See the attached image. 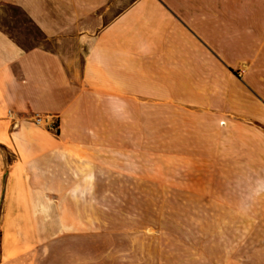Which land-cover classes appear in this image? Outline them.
<instances>
[{"label":"crops","instance_id":"crops-1","mask_svg":"<svg viewBox=\"0 0 264 264\" xmlns=\"http://www.w3.org/2000/svg\"><path fill=\"white\" fill-rule=\"evenodd\" d=\"M0 12V264H96L95 203L124 200L111 187L155 190L157 155L164 169H264L250 142L264 122V0H0Z\"/></svg>","mask_w":264,"mask_h":264},{"label":"rangeland","instance_id":"rangeland-1","mask_svg":"<svg viewBox=\"0 0 264 264\" xmlns=\"http://www.w3.org/2000/svg\"><path fill=\"white\" fill-rule=\"evenodd\" d=\"M12 26L21 41L33 35L32 27L18 12ZM252 124L258 130L252 132L250 142L263 150L259 129L264 130V122ZM158 159L163 155H157L155 190L125 186L117 191L111 187L119 194L115 197L124 200L95 203L94 209L105 212L91 219L93 263L264 262V169H231V162L164 169ZM187 161L184 165L190 167ZM132 193H140L141 200H128Z\"/></svg>","mask_w":264,"mask_h":264},{"label":"built area","instance_id":"built-area-1","mask_svg":"<svg viewBox=\"0 0 264 264\" xmlns=\"http://www.w3.org/2000/svg\"><path fill=\"white\" fill-rule=\"evenodd\" d=\"M34 122L41 127L48 129L50 131H56L57 130V124L56 121L53 119V117L45 115V116H39L36 115L34 117Z\"/></svg>","mask_w":264,"mask_h":264}]
</instances>
